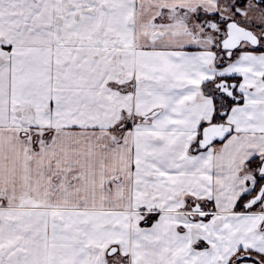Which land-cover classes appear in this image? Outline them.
Instances as JSON below:
<instances>
[{
    "label": "snow or ice",
    "instance_id": "6c2138e0",
    "mask_svg": "<svg viewBox=\"0 0 264 264\" xmlns=\"http://www.w3.org/2000/svg\"><path fill=\"white\" fill-rule=\"evenodd\" d=\"M0 264H264V0H0Z\"/></svg>",
    "mask_w": 264,
    "mask_h": 264
}]
</instances>
